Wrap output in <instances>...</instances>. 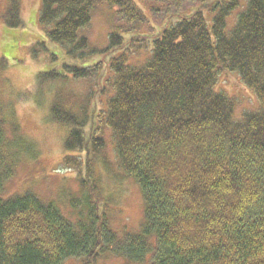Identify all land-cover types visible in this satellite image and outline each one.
<instances>
[{"label":"trees","instance_id":"16d2710c","mask_svg":"<svg viewBox=\"0 0 264 264\" xmlns=\"http://www.w3.org/2000/svg\"><path fill=\"white\" fill-rule=\"evenodd\" d=\"M137 1L159 26L133 0L41 1L42 40L31 56L42 54L49 68L36 75L34 103L42 107L48 88L69 82L99 87L104 79L112 94L96 116L95 90L78 107L53 95L49 121L66 129L61 164L79 186L67 207L78 211L70 219L30 193L0 197V264L107 256L122 264H264V0ZM98 5L116 22L103 48L84 35ZM19 9L10 0L8 27L22 25ZM148 25L155 35L144 33ZM220 72L237 74L259 110L237 118L235 103L215 90ZM11 114L0 101V196L26 145ZM104 129L142 200L139 230L124 236L111 227L94 173Z\"/></svg>","mask_w":264,"mask_h":264},{"label":"rangeland","instance_id":"374dc122","mask_svg":"<svg viewBox=\"0 0 264 264\" xmlns=\"http://www.w3.org/2000/svg\"><path fill=\"white\" fill-rule=\"evenodd\" d=\"M41 1L20 0L17 16L22 25L8 27L2 16L10 0H0V62H6V66L3 69L0 68V101L12 112L10 116L14 117L13 121L18 127L16 135L27 145L22 146L21 155L14 160L13 176L5 184L0 197L7 199L30 193L42 201L56 202L63 210V214L72 219L75 218L78 210L72 212L68 209V197L78 195L79 186L75 180L74 171L61 164L65 155L63 144L66 129L49 121L51 99L59 91L60 95H65L68 101H65L66 104L73 103L75 107H78L79 99L85 97L91 90H95L90 109H93V115L96 116L104 108L112 90L104 84V79L98 83L99 87L98 85L95 87L96 84L93 82H69L48 88L42 107L34 103L33 94L38 91L34 83L36 75L49 68L42 54H39L36 59L31 56L33 45L42 40L38 24ZM133 1L150 19L152 26L160 25L161 18H152L139 1ZM237 13L235 12L232 16ZM115 23L113 12L103 5H98L92 13L90 25L84 30V35L88 36L93 46L103 48L106 45L107 35ZM146 30L144 33L148 32L149 35H155L157 31V29L156 31L150 29L149 25ZM144 57L145 54L137 55L130 61L138 64ZM100 85L105 89L101 95H99ZM215 90L223 92L235 103L237 118L246 111L259 110L258 99L242 84L237 74L220 72ZM75 101L78 104H75ZM9 127L7 126V138L10 142L14 138ZM88 128L85 130L86 135L89 133ZM102 133L105 147L98 156L101 164L99 167L95 166L94 173L96 177L98 176L103 198L110 204L111 227L121 236L130 232L136 233L142 216L139 190L119 168L113 153V139L110 132L104 129ZM64 264L81 263L71 259ZM95 264H122V262L107 256Z\"/></svg>","mask_w":264,"mask_h":264}]
</instances>
